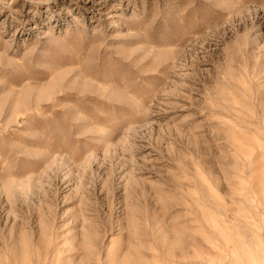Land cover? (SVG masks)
<instances>
[{
    "label": "rangeland",
    "instance_id": "1",
    "mask_svg": "<svg viewBox=\"0 0 264 264\" xmlns=\"http://www.w3.org/2000/svg\"><path fill=\"white\" fill-rule=\"evenodd\" d=\"M0 264H264V0H0Z\"/></svg>",
    "mask_w": 264,
    "mask_h": 264
}]
</instances>
